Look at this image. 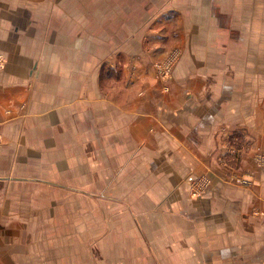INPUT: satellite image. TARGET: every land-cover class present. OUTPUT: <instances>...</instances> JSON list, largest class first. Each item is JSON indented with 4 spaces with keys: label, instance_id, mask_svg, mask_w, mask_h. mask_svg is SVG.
I'll list each match as a JSON object with an SVG mask.
<instances>
[{
    "label": "crops",
    "instance_id": "0c3cea01",
    "mask_svg": "<svg viewBox=\"0 0 264 264\" xmlns=\"http://www.w3.org/2000/svg\"><path fill=\"white\" fill-rule=\"evenodd\" d=\"M258 15L264 0H0V264H264ZM239 133L245 186L218 161Z\"/></svg>",
    "mask_w": 264,
    "mask_h": 264
},
{
    "label": "rangeland",
    "instance_id": "374dc122",
    "mask_svg": "<svg viewBox=\"0 0 264 264\" xmlns=\"http://www.w3.org/2000/svg\"><path fill=\"white\" fill-rule=\"evenodd\" d=\"M260 13V11H258ZM264 16L258 15V25H262L261 21L264 20V18H261ZM264 26V25H262ZM258 60H264V48L258 49ZM175 60H169L168 63H174ZM171 65H165L164 68V78H169L170 74L169 68ZM235 135V134H234ZM232 136L224 135L222 138V143L224 145V153L218 157L219 164H222V166L230 172L229 176L227 177V180L225 182L230 184H235L238 186H245L249 184V178L247 176H244V174L236 175L235 172L237 171L238 165L240 163V155L242 152H244L248 145V139L246 137V134L239 133L236 134L232 139ZM246 137V139H245ZM239 145V146H238ZM241 148L238 150V147ZM254 162L259 168H264V151L260 148H257V150L254 153ZM246 175V174H245ZM211 181L208 177L200 176L197 179H195L191 185L192 187V196L193 199L198 198L201 196L204 191L207 189V187L210 185Z\"/></svg>",
    "mask_w": 264,
    "mask_h": 264
},
{
    "label": "built area",
    "instance_id": "2783aa9c",
    "mask_svg": "<svg viewBox=\"0 0 264 264\" xmlns=\"http://www.w3.org/2000/svg\"><path fill=\"white\" fill-rule=\"evenodd\" d=\"M2 66V59L0 58V67Z\"/></svg>",
    "mask_w": 264,
    "mask_h": 264
},
{
    "label": "trees",
    "instance_id": "16d2710c",
    "mask_svg": "<svg viewBox=\"0 0 264 264\" xmlns=\"http://www.w3.org/2000/svg\"><path fill=\"white\" fill-rule=\"evenodd\" d=\"M236 135V134H235ZM235 135H233L232 137H231V139L235 136ZM239 146V145H238ZM241 148V146L240 147H238V150Z\"/></svg>",
    "mask_w": 264,
    "mask_h": 264
}]
</instances>
